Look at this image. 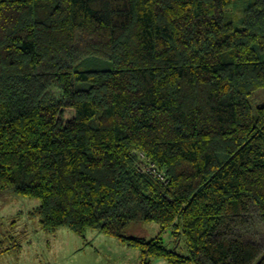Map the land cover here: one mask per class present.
I'll return each instance as SVG.
<instances>
[{"label": "trees", "instance_id": "trees-1", "mask_svg": "<svg viewBox=\"0 0 264 264\" xmlns=\"http://www.w3.org/2000/svg\"><path fill=\"white\" fill-rule=\"evenodd\" d=\"M244 1L0 0V190L141 264H264V0L238 28Z\"/></svg>", "mask_w": 264, "mask_h": 264}, {"label": "rangeland", "instance_id": "rangeland-1", "mask_svg": "<svg viewBox=\"0 0 264 264\" xmlns=\"http://www.w3.org/2000/svg\"><path fill=\"white\" fill-rule=\"evenodd\" d=\"M247 4L248 0L239 2L234 10L238 28L242 27V9ZM251 99L255 107L264 105V89L255 92ZM139 156L142 167L165 179L164 172L154 165L147 167L149 163L144 165V155L139 153ZM38 205V200L19 196L11 189L0 190V239L7 236L10 245L16 240L22 245L20 252L11 250L0 253V264H139L141 258L138 248L130 247L119 238L97 230H89L86 237L79 236L67 227L55 233L44 231L40 218L31 214ZM126 234L148 239L161 234L170 247H175L172 232L168 230L161 233V226L156 222H133L128 226ZM9 244L3 247L7 248Z\"/></svg>", "mask_w": 264, "mask_h": 264}, {"label": "crops", "instance_id": "crops-1", "mask_svg": "<svg viewBox=\"0 0 264 264\" xmlns=\"http://www.w3.org/2000/svg\"><path fill=\"white\" fill-rule=\"evenodd\" d=\"M139 264H141L140 260H139ZM152 264H169V263L165 259L159 258V259H155Z\"/></svg>", "mask_w": 264, "mask_h": 264}]
</instances>
